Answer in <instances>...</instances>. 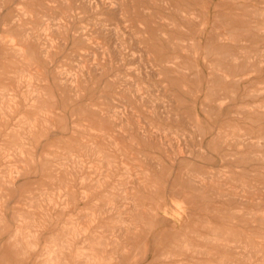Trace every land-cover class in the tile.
Here are the masks:
<instances>
[{"label": "rangeland", "instance_id": "obj_1", "mask_svg": "<svg viewBox=\"0 0 264 264\" xmlns=\"http://www.w3.org/2000/svg\"><path fill=\"white\" fill-rule=\"evenodd\" d=\"M0 264H264V0H0Z\"/></svg>", "mask_w": 264, "mask_h": 264}, {"label": "bare ground", "instance_id": "obj_2", "mask_svg": "<svg viewBox=\"0 0 264 264\" xmlns=\"http://www.w3.org/2000/svg\"><path fill=\"white\" fill-rule=\"evenodd\" d=\"M191 18V17H190Z\"/></svg>", "mask_w": 264, "mask_h": 264}]
</instances>
